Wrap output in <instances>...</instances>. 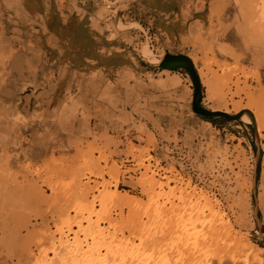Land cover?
Instances as JSON below:
<instances>
[{
    "label": "rangeland",
    "instance_id": "1",
    "mask_svg": "<svg viewBox=\"0 0 264 264\" xmlns=\"http://www.w3.org/2000/svg\"><path fill=\"white\" fill-rule=\"evenodd\" d=\"M153 182L264 260V0H0V264L50 260L78 213L147 221Z\"/></svg>",
    "mask_w": 264,
    "mask_h": 264
},
{
    "label": "bare ground",
    "instance_id": "2",
    "mask_svg": "<svg viewBox=\"0 0 264 264\" xmlns=\"http://www.w3.org/2000/svg\"><path fill=\"white\" fill-rule=\"evenodd\" d=\"M154 185L139 213L147 221L133 214L138 211L134 207L106 234L97 221L91 222L96 212L85 219L78 213L71 220L77 229L61 234L57 245L51 243L50 260L43 257L36 264H264L262 250L233 230L216 201L176 182L165 194L155 195Z\"/></svg>",
    "mask_w": 264,
    "mask_h": 264
},
{
    "label": "crops",
    "instance_id": "3",
    "mask_svg": "<svg viewBox=\"0 0 264 264\" xmlns=\"http://www.w3.org/2000/svg\"><path fill=\"white\" fill-rule=\"evenodd\" d=\"M73 39H75V37H73ZM80 41V40H79ZM23 56V55H22ZM66 67H68V66H66ZM65 69H67V68H65Z\"/></svg>",
    "mask_w": 264,
    "mask_h": 264
}]
</instances>
